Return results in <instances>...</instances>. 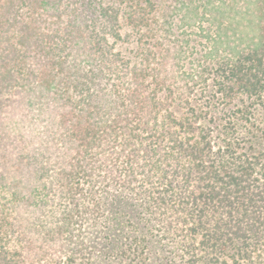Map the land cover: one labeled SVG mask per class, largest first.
<instances>
[{"label": "trees", "instance_id": "trees-1", "mask_svg": "<svg viewBox=\"0 0 264 264\" xmlns=\"http://www.w3.org/2000/svg\"><path fill=\"white\" fill-rule=\"evenodd\" d=\"M121 190L189 264H264V0H0V264H90Z\"/></svg>", "mask_w": 264, "mask_h": 264}, {"label": "rangeland", "instance_id": "rangeland-1", "mask_svg": "<svg viewBox=\"0 0 264 264\" xmlns=\"http://www.w3.org/2000/svg\"><path fill=\"white\" fill-rule=\"evenodd\" d=\"M201 29V27L193 26L189 30V33H191L190 37H192L195 44V50L191 57L199 61L203 59V54L209 48V42L204 38ZM203 83L206 84L205 87ZM212 83V75H210L205 82L194 86V95L192 97L197 101L198 105H205L202 95L206 94L207 87H210ZM212 108L215 109L212 111L215 113V117L219 118L224 115L222 105L215 104ZM211 125L213 126L214 124L210 123ZM216 134L217 128H214L213 132H211L213 142L214 135ZM115 195L122 198V211L129 221L131 230L121 227V229L115 228L113 224L107 225L105 224L106 222L110 223L107 220H105L102 226L99 225V227L88 224L82 226L80 233L77 234L85 241L84 243L90 251V264H169L172 250L170 245H174L173 255L177 262L179 259H184L186 264H189L191 256L197 257L198 254L196 252L194 254H187L182 243V241L190 240V236L185 235V233H173L180 220V218L177 219L178 214L174 213H179L180 211L175 208H167L172 213L169 215L170 217L149 218L145 215L138 218L134 215L133 196L126 194L123 190L111 192L108 196L110 204L113 202L112 200ZM110 204L109 207L105 208L107 204L103 200V211L109 212L111 210ZM135 226L137 229L132 230ZM163 229L168 231V233H162L161 230ZM197 239H199L198 236ZM192 242L196 243L195 241ZM130 246H133L135 250L129 248ZM195 250L198 251L199 249L196 248ZM125 253L127 254L126 256H124ZM170 261L173 260L171 259ZM198 262H201V260Z\"/></svg>", "mask_w": 264, "mask_h": 264}]
</instances>
